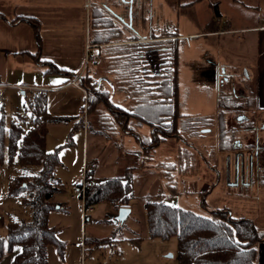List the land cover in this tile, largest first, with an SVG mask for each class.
Segmentation results:
<instances>
[{
	"label": "rangeland",
	"instance_id": "obj_1",
	"mask_svg": "<svg viewBox=\"0 0 264 264\" xmlns=\"http://www.w3.org/2000/svg\"><path fill=\"white\" fill-rule=\"evenodd\" d=\"M215 1L218 2L221 24L226 21L232 27L250 25L254 21L264 24V0ZM210 2L148 0L147 23H152L151 31L155 33L162 30L156 29L158 26L164 25L163 29L176 34L199 33L213 16ZM249 5L254 7L248 8ZM84 30L67 29L72 48L79 44V40L83 49ZM142 30L137 29V33L140 34ZM223 37H201L190 39V42H178L179 113L187 115L184 118L213 116L214 124L202 129L209 130V133L203 134L201 130L198 135H190L181 129L180 120L179 131L186 141L173 138L162 141L153 152L143 154V158L151 156L150 160L142 158L139 162V159L130 158L128 165L121 163L124 150L133 149L136 142L124 132L115 137L119 127L105 108L87 115L85 91L68 87L44 93L45 108L50 116L72 117L67 122L47 125L45 147L57 153L60 165L55 170V177L63 187L62 193L52 197L53 201L61 204V208L56 206L48 217V224L55 228L56 237L63 248L60 252L57 247L48 246L47 264H178L176 237L162 240L149 236L145 204L152 199H161L204 217L217 209H226L233 218L247 219L258 233H264V170H261L264 169V159L260 162L256 152L251 149L231 154L230 151L220 150L219 146L220 127L224 122L217 116L219 83L230 77L234 82H231L232 85L238 88L245 76L253 72L250 63L245 65L227 53ZM83 53L80 60L76 56L72 58V71L80 72L86 66L91 68L92 61L88 63V56ZM200 59L205 61L203 66L193 63V60ZM54 62L63 68L59 60L55 59ZM212 62H215L214 69ZM48 77L53 84L57 81L60 83L61 76ZM222 86L226 90L233 89V86ZM242 90L237 91L236 95L239 96ZM237 100L242 102L240 96ZM30 101V93L25 89L0 88V118L5 132V163L0 166V205L4 209V223L10 219H30L29 208L24 207L18 198L7 195L9 179L20 174L22 168L16 163V158L8 163L6 153L9 126L17 120L16 116L22 118L24 130L31 127L30 112L26 109ZM245 110L244 114H240L242 116L225 115L232 126L235 124L234 117H249L255 121V134H247L242 130L235 132L241 144L255 140L259 132L264 134V111ZM131 125L134 123L131 122ZM191 144L196 147L192 148ZM133 164L140 166L131 173L130 199L125 207L129 209V214L125 220L116 221L119 209L115 210L106 202L93 205L92 211L82 219V202L76 194L77 185L83 179V171L86 168L93 169L94 180L87 178L93 184L95 180L100 182L107 178L122 177L128 168L133 169L129 167ZM36 171L34 169L32 173ZM0 236L6 237L5 226L0 230ZM101 238L106 240L97 241ZM253 248L255 264H264V240L257 241ZM8 254L6 252L4 257L7 258Z\"/></svg>",
	"mask_w": 264,
	"mask_h": 264
},
{
	"label": "trees",
	"instance_id": "obj_2",
	"mask_svg": "<svg viewBox=\"0 0 264 264\" xmlns=\"http://www.w3.org/2000/svg\"><path fill=\"white\" fill-rule=\"evenodd\" d=\"M212 7V20L207 25V31H225L226 26H220V13L218 2L210 0ZM143 20V13H141ZM152 41L147 47L162 52L164 63L162 65L161 80L139 84L135 82L137 90L146 86V96L135 97V106L124 109L112 102L109 93L96 87V81L86 70L85 77H80L78 82L86 91V110L96 113L105 108L112 120L121 128H131L130 120L136 126H147L151 135L147 139H141L144 154H150L162 142L168 138L185 140L179 131L181 129L190 135H198L202 129L210 128L214 124L213 116H196L184 118L179 109L178 90V40L175 32L166 29L158 32L152 31ZM142 46V45H141ZM159 49H162L159 51ZM49 72L69 75V72L60 68L49 66ZM232 78H229L225 86H230ZM68 83V81L66 82ZM232 89L226 90L219 86L217 101V116L224 119L220 127L219 146L222 151L236 149L235 143L239 141L235 132L242 130L248 134L255 126V121L249 117L245 120L234 117V125H230V119H225L227 113L244 114L245 109L251 110L249 100L241 97L237 100ZM30 112L31 127L24 130L20 115L16 121H12L8 130L7 159L11 163L16 158V163L22 168L20 174L9 179L7 195L18 198L20 203L29 208L30 219H10L6 222V237L0 236V260L6 252H11L14 245H20L21 251L16 254L10 264H47V247L53 245L61 252L63 246L56 237V230L49 226L48 217L51 210L61 204L52 200L56 194L63 192V187L55 177V170L60 161L56 152L48 151L45 147L47 125L50 123H62L72 117L50 116L45 108V98L39 94L26 105ZM242 116V115H240ZM4 123L0 118V166L5 163L4 148ZM139 140V139H138ZM148 157V158H147ZM146 160L151 156L147 155ZM36 169V173L32 171ZM130 171V172H129ZM133 169H127L122 177L107 178L93 183L85 193L84 208L89 209L93 205L106 202L115 210L126 207L130 199L131 173ZM91 169H86L88 178ZM79 186V185H78ZM145 212L148 224V232L151 238L168 240L177 239L178 264H255V251L253 245L257 241L264 240V233H258L253 223L247 219H235L226 209L212 211L208 217L194 214L180 209L177 206L166 203L161 199L148 200L145 204ZM106 238L97 241H105Z\"/></svg>",
	"mask_w": 264,
	"mask_h": 264
},
{
	"label": "crops",
	"instance_id": "obj_3",
	"mask_svg": "<svg viewBox=\"0 0 264 264\" xmlns=\"http://www.w3.org/2000/svg\"><path fill=\"white\" fill-rule=\"evenodd\" d=\"M147 1L0 0V88L25 89L29 91L31 100H33L35 96L44 95L48 90L75 87L70 85V82L75 77H85L87 70L96 81V87L106 90L113 103L124 109H131L135 106V97L147 95L146 86L143 85L140 90H137L135 82L141 85L162 79L164 63L162 52L146 45L152 41L151 29L153 28L152 23L149 25L147 23L149 13ZM247 7L253 8L254 5ZM141 13H143V20ZM211 20L212 18L206 22L202 32H177L176 39L178 42L180 40L190 42L193 38L224 36L222 42L227 53L244 62L245 65L250 63L249 67L253 69L252 75L245 76L243 82L240 83L239 88L243 90L239 96L248 99L254 111H264V24L254 21L250 25L232 27L226 21L227 24H223L226 27L217 28V30H228L216 31L215 28L210 32L206 28ZM162 27L165 25L158 26L156 29H163ZM75 28L85 29L83 49L79 40V44L73 48L70 45L72 40L68 37L67 29ZM137 29L144 30L138 34ZM86 45L90 48L85 49ZM73 51L77 52L73 53ZM83 51L88 56L87 62L92 61L91 68L88 69L86 66L80 72L72 71V58L76 56L80 60L83 57ZM55 59L63 65L60 69L69 72V75L49 72V66L59 68L54 62ZM193 61L200 66L205 63L202 59ZM214 63H211L212 69L215 68ZM49 75L61 76L60 83L59 81L54 84L50 82ZM179 82L178 46V85ZM250 84H252L251 88ZM75 88L80 91L83 89L80 84ZM23 94H25L24 91ZM86 112L87 115L91 114L87 110ZM127 122L134 129V133L121 128L114 122L119 127V132L115 134V137L124 132L136 142V147L124 150V160H121V163L125 166L128 165L130 158L139 159V162L142 160L144 151L141 139L145 140L151 135V130L147 126L131 125L130 120ZM82 127L84 128V122ZM202 133H209V130H202ZM259 138L264 141V134H260ZM138 166L140 165L133 164L129 167L134 170ZM92 175L93 169H91L89 178L94 180ZM4 220V209L0 205V230L6 224ZM20 251V245H14L8 257L3 256L0 260V264H10Z\"/></svg>",
	"mask_w": 264,
	"mask_h": 264
},
{
	"label": "flooded vegetation",
	"instance_id": "obj_4",
	"mask_svg": "<svg viewBox=\"0 0 264 264\" xmlns=\"http://www.w3.org/2000/svg\"><path fill=\"white\" fill-rule=\"evenodd\" d=\"M229 78L230 77L224 78V81L221 82V83H219V85L220 86L221 85H225V83L228 81ZM231 82H232V80H231ZM232 83H234V82H232ZM232 83L230 84V86H233V89L232 90H233L235 96H237L236 95V92L237 91L241 92V88H239V87L236 88V86L232 85ZM239 119H241V117H239ZM243 119H245V118L243 117L241 120H243ZM259 126H261V125H259ZM256 130H257V128H256V124H255V126H253L251 128L250 132H248V133L255 134L256 133ZM260 134L261 133L259 132V136H257L255 140H247V141H245L246 144L243 143L244 145L241 144V143L236 142L235 143V147H237V148L234 149V150H232V151H230L231 154H236L238 151H243V150H249V151L252 150L253 152H256L255 154L258 156V158H259V160L261 162V160L264 159V141H261L260 140V138H259L260 137ZM262 164H264V163H262ZM261 170H264V169H261ZM261 170H260V172H262Z\"/></svg>",
	"mask_w": 264,
	"mask_h": 264
},
{
	"label": "built area",
	"instance_id": "obj_5",
	"mask_svg": "<svg viewBox=\"0 0 264 264\" xmlns=\"http://www.w3.org/2000/svg\"><path fill=\"white\" fill-rule=\"evenodd\" d=\"M90 46L86 45L85 49H89ZM78 80L79 77H75L71 82L70 85L78 87ZM84 91V89H82ZM91 181L89 179H87L86 175H85V170L83 171V179L82 182L79 184V186L77 187V194L76 197H79L81 202H82V206H81V218L84 219L86 218L87 214L90 213L92 211V208L86 209L84 208V199H85V193L86 190L88 189V187L91 185ZM75 196H72V198H74Z\"/></svg>",
	"mask_w": 264,
	"mask_h": 264
},
{
	"label": "water",
	"instance_id": "obj_6",
	"mask_svg": "<svg viewBox=\"0 0 264 264\" xmlns=\"http://www.w3.org/2000/svg\"><path fill=\"white\" fill-rule=\"evenodd\" d=\"M128 214H129V209L125 207L119 208L117 216H116V221L123 222Z\"/></svg>",
	"mask_w": 264,
	"mask_h": 264
}]
</instances>
